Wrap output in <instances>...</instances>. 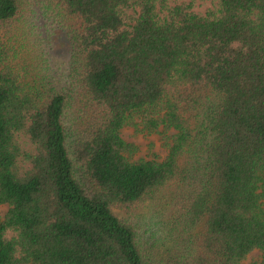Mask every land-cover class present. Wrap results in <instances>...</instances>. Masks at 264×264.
<instances>
[{"label":"trees","instance_id":"16d2710c","mask_svg":"<svg viewBox=\"0 0 264 264\" xmlns=\"http://www.w3.org/2000/svg\"><path fill=\"white\" fill-rule=\"evenodd\" d=\"M32 3L69 33L78 67L68 91L28 77L29 2L0 0V264H241L254 249L264 264V0L203 15L167 0ZM196 90L212 98L201 128L180 104ZM73 93L90 116L77 168ZM139 111L143 129L175 130L161 161L126 155L120 129ZM172 187L167 233L143 240L113 210Z\"/></svg>","mask_w":264,"mask_h":264},{"label":"rangeland","instance_id":"374dc122","mask_svg":"<svg viewBox=\"0 0 264 264\" xmlns=\"http://www.w3.org/2000/svg\"><path fill=\"white\" fill-rule=\"evenodd\" d=\"M28 18L27 34H25V48H22L23 59L27 62L26 75L30 78H36L45 83L47 87L54 90L68 91L73 84L76 71L74 67H78V52L70 35L67 31L60 29L53 18L43 16L39 11H32L29 8H37L28 0ZM168 5L174 6L181 3L190 5V10L196 14H205L209 10L217 9V0H167ZM41 14V16H40ZM128 23L130 19L126 20ZM180 98L181 109L188 120L198 128H201L202 122L205 120L204 115L208 111L204 106H208L212 98L206 96V93L196 90L192 95H186ZM80 99L73 93L70 98V106L68 115L66 116L65 125L67 129H71L68 149L70 157L77 168L79 165L76 161L74 152L76 139L79 137L77 130L82 129L81 125H85L90 117L82 114ZM148 113V112H146ZM144 112H135L131 124L124 125L120 129L122 139L132 144L133 148L126 153L131 160H163L168 152L169 146L172 144V136L175 130L159 126L157 130L147 131L143 129L142 120ZM201 129L196 132H200ZM75 138V140H73ZM206 136L202 141H206ZM187 154L183 155L180 166L190 165L192 157ZM189 160V161H188ZM181 192L175 187L165 190L160 194H155L153 198H145L130 206H115L114 212L124 221L132 224L134 228L139 229L140 238L144 240L145 236L160 235L162 232L167 233L172 225V216L174 219L181 204ZM8 209V205L0 204V219ZM166 223L169 225L166 226ZM173 226V225H172ZM167 227V228H166ZM164 236L162 235L161 238ZM261 252L258 249L251 251L241 264H253L259 261Z\"/></svg>","mask_w":264,"mask_h":264}]
</instances>
